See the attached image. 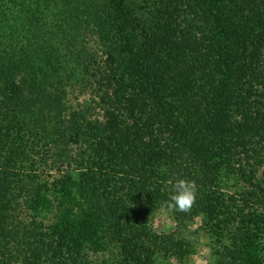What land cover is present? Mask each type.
Returning a JSON list of instances; mask_svg holds the SVG:
<instances>
[{"label": "trees", "instance_id": "trees-1", "mask_svg": "<svg viewBox=\"0 0 264 264\" xmlns=\"http://www.w3.org/2000/svg\"><path fill=\"white\" fill-rule=\"evenodd\" d=\"M197 221L264 264V0H0V264L184 262Z\"/></svg>", "mask_w": 264, "mask_h": 264}, {"label": "rangeland", "instance_id": "rangeland-1", "mask_svg": "<svg viewBox=\"0 0 264 264\" xmlns=\"http://www.w3.org/2000/svg\"><path fill=\"white\" fill-rule=\"evenodd\" d=\"M71 103L76 104L78 101L82 102L85 99L89 98L88 92L85 94H81L80 92H76L75 96H71ZM78 98V99H77ZM78 100V101H77ZM55 176L58 175L56 170L51 172ZM174 220L171 214L166 210H161L155 217V228L160 233H167L175 228ZM201 227V221H197L192 228L191 231L187 232V235L192 236L196 242V253L193 254L190 258L186 259L184 262H181L177 259H171L168 264H216V260L212 255V247L210 239L202 232L200 233H191L195 230L199 231Z\"/></svg>", "mask_w": 264, "mask_h": 264}, {"label": "clouds", "instance_id": "clouds-1", "mask_svg": "<svg viewBox=\"0 0 264 264\" xmlns=\"http://www.w3.org/2000/svg\"><path fill=\"white\" fill-rule=\"evenodd\" d=\"M197 191L195 181L180 179L175 183L172 193L162 207L172 212L187 213L196 202Z\"/></svg>", "mask_w": 264, "mask_h": 264}]
</instances>
